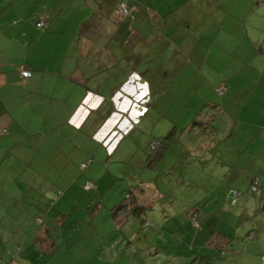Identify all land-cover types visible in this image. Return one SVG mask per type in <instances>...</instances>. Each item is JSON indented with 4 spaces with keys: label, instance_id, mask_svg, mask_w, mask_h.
<instances>
[{
    "label": "crops",
    "instance_id": "obj_1",
    "mask_svg": "<svg viewBox=\"0 0 264 264\" xmlns=\"http://www.w3.org/2000/svg\"><path fill=\"white\" fill-rule=\"evenodd\" d=\"M252 2H257L255 7L264 11V0ZM124 3L128 6L127 15L120 12ZM221 3L222 0H0V173L7 176L0 180L2 250L21 249L23 253L28 250L29 257L35 253L31 248L38 244L48 246V249L52 246V253H57L62 247L55 237H41L44 233L50 234L51 228L61 227V213L71 203L65 199L63 191H54L57 189L48 186L53 183L46 185L38 181L34 184L41 193L37 194L38 199L33 196L27 211L15 206L16 192L32 185L15 178L16 174H23L29 167L27 159H41L42 165L50 163L49 167L55 169V173L57 167V173H62L63 159L72 165L83 161H76L78 159L93 158L94 149L89 147H94L95 142H105L112 135L116 138L121 133L117 127L128 118L127 113L132 107L139 109V105L146 102L142 92L153 96L159 85L164 87V95L168 98L178 91L182 80L189 95L195 96L202 89L204 74L214 94L219 87L226 89L221 106L217 107L226 114L229 129H232L226 141L242 139L264 143V23L248 27L245 37L239 36L238 24L229 21L225 26L227 21L222 23L216 32L219 43L213 42L203 63L202 55L199 64L194 59L198 52L194 47L202 43V13L209 12L210 16L212 7ZM229 13H226V20ZM42 20L49 21L48 29L36 26ZM155 59L156 63L149 64ZM127 61L129 70L139 76V82H133L135 90H127V87H133L132 82L127 83L126 72H121ZM189 64L195 66L188 68ZM115 68L118 80L109 81L108 74ZM27 70L32 73L30 78L21 74ZM155 76L159 78L155 79ZM107 84L113 90L117 86L124 89L118 101V108L122 110L112 123L110 113L96 122L92 117L93 112L101 108L100 94L111 93ZM241 85H245L246 103L262 105L261 124H241L239 113L232 114L235 111L233 100L241 94ZM150 99L155 100L153 97ZM206 102L211 103L210 100ZM200 106L202 102L190 109L196 111L202 109ZM147 114L139 111L134 117L144 118ZM241 125H253L257 132L240 134ZM117 129L119 133L115 132ZM213 138L207 134L202 136L204 159L210 158L216 142L218 145L222 143L217 138L215 142ZM80 140L82 144L78 143ZM256 154L264 160V145ZM91 163L83 167V162L81 168L86 169ZM218 163L219 169L207 170L206 167L205 174L227 175L215 178L220 187L218 190L223 191L219 197L231 201L234 208L239 207L237 216H231L223 223L234 219L241 222L242 228L236 235L225 234L222 240L217 238L216 244L203 257L211 264L213 261V264H264V162L252 165L248 171L238 168L233 162H229L230 165L224 161ZM35 164L40 170L41 163ZM228 173L237 175L228 178ZM255 180L259 187L250 195L256 193V197L248 199L246 194H249ZM44 195L47 198L43 199ZM42 202L49 204L46 206ZM123 202L125 205L118 209L115 207L112 214L109 210L111 205L106 207L102 224L98 218L105 207L100 208L101 204H96L97 211L93 213L90 227L92 231L86 237L87 251L83 250L89 264H127L125 254L129 248L118 232H122L128 223L131 205L144 208L146 201L136 196L129 202ZM249 202L254 208L250 210L249 223H246L244 216ZM187 207L185 205L178 213L187 222L193 220L194 214L204 217L208 211ZM260 211L263 216L261 224L256 219ZM165 213L168 217L176 212L168 210ZM38 220L42 223L38 224ZM20 243L24 244V251ZM8 264H13V261Z\"/></svg>",
    "mask_w": 264,
    "mask_h": 264
},
{
    "label": "rangeland",
    "instance_id": "obj_2",
    "mask_svg": "<svg viewBox=\"0 0 264 264\" xmlns=\"http://www.w3.org/2000/svg\"><path fill=\"white\" fill-rule=\"evenodd\" d=\"M256 3L252 0H222L221 4L214 7L216 9L212 7L210 16L209 12L202 13V43L199 46L197 43L194 47L198 50L197 57L192 56L197 60V64L200 63L201 55L203 63L204 56L209 53V47L217 41L216 32L222 23L227 21L225 26L229 25V21L238 24L241 31L239 36L242 37H245L248 27L252 28L255 24L264 23V11L255 7ZM227 12H230L228 20H226ZM220 17L221 23H219ZM217 42L219 43V40ZM174 54L175 51L172 55ZM156 61L157 59L149 64ZM129 64L127 61L125 66L122 65L121 72H126L127 83L132 82L133 87L129 86L127 90H135L133 82H139L137 80L139 76L129 70ZM174 65L180 69L176 62ZM193 66L195 65L189 64L188 68ZM116 70L117 68L111 69L109 72V81L118 80ZM244 86H240L241 94L233 100L235 111L232 114H236V111L239 113L241 124H261L263 122L262 105L250 102L251 106L246 103L247 93H244ZM106 87H109L111 93L100 94L103 101L96 100V102H100L101 108L93 112L92 120L102 121L110 113L112 123L115 121L114 117H118V112L122 110L118 108V101L124 89H119L117 86L113 90L109 84ZM159 87L155 89L153 96L142 92L146 102L139 105V109L132 107L127 113L128 118L117 127L121 133L116 138L112 135L105 142H95L94 147H89L88 144L89 148L94 149L93 158L78 159L76 161H83L79 164L74 162L72 165L67 159H63L62 173H57L59 167L55 173V169L52 170L49 167L50 163L42 165L41 159H27L29 167L23 174H16L15 178L23 184L32 185L28 186L29 188L21 186L22 189L16 192L15 206L27 211L33 196L38 199L36 196L41 193L34 184L38 181L41 184L53 183L48 186L57 189L54 191H63L65 199L71 200V203L61 213L63 216L61 227L51 228L50 234L44 233L41 237L42 239L49 238V235L50 239L55 237L62 247L57 253H52V246L48 249V246L42 247L38 244L31 248L35 253L29 257H27L28 250L23 253L21 249L5 251L0 248V264L2 262L8 264L12 261L13 264H27L31 261L34 264H89L86 237L92 231L90 227L93 224V213L97 211L96 204H101L100 208L105 207L98 218V222L102 224L109 204L112 206L110 208L108 206L112 214L115 207L118 206V209L124 206L123 201L129 202L136 196L145 199V206L141 212H132L128 215L126 227L122 232H118V235L122 237L120 239H123L125 246L129 248L127 255L124 253L127 264H207L203 256L210 248H213L217 238L220 237L222 240L225 234L236 235V232H239L242 228V225H239L241 222L237 223L232 219V222L223 223L231 216L235 218L239 208H234L231 206V201L227 202L225 198L219 197L223 191L218 190L220 187L216 184L215 178L224 174L214 172L206 175L205 170L206 167L207 170L216 169L219 166L218 161H224L229 165L233 162L238 165V168L248 171L252 165H261L264 162L263 158L256 154L264 143L246 142L242 139H236L238 142L226 141L225 138L229 133L232 134V129H229L230 123L226 114L217 108L221 106L226 89L223 94L218 91L214 94L204 74H202V89H199L195 96L189 95V90L182 84V80L181 84H178V91L168 98V95H164V87L162 85ZM151 97L155 100L150 99ZM207 100L211 103H207ZM123 101L124 99L121 100V105ZM200 102H202L200 106L202 109L196 111L190 109L199 105ZM139 111L148 114L144 118L140 116L135 118ZM204 123L209 127L204 128ZM252 126H242L238 132L240 134L257 132V128ZM118 129L116 133L120 132ZM204 134L214 136L215 142V138L222 141L219 145L218 142L215 143L217 148H212L211 156L207 159L202 158ZM167 137H170L169 150L162 158H157V152L152 150L151 145ZM78 143L82 144V141ZM87 160H90L89 163L92 160L93 162L88 168L82 169L81 164L83 162L86 164ZM203 161L209 163L204 164ZM35 163H41L40 170ZM233 175L236 176L237 173H230L228 178H232ZM244 176L247 177L248 174L245 173ZM4 177L7 178L0 173L2 178L0 180L3 181ZM89 182L94 184V188L86 190ZM252 196L256 197V193L246 194L248 199H253ZM45 197L47 198L44 195L43 199ZM42 203L46 206L49 204V202ZM185 205H188L187 209L190 208V210L206 209L208 211L206 215L203 214L204 217L202 215L198 217L196 213L197 220L187 222L178 216ZM246 207L248 212L244 217L247 218L245 222L249 223L250 210L254 208V205H250L249 202ZM168 210L176 213L166 217L164 214ZM262 217V211H260L256 218L257 221H261L260 224L263 222ZM242 221L244 223V220ZM225 224L228 225L225 226ZM244 239L246 240V235ZM262 242H264L263 239ZM20 246L24 251V244L20 243Z\"/></svg>",
    "mask_w": 264,
    "mask_h": 264
},
{
    "label": "built area",
    "instance_id": "obj_3",
    "mask_svg": "<svg viewBox=\"0 0 264 264\" xmlns=\"http://www.w3.org/2000/svg\"><path fill=\"white\" fill-rule=\"evenodd\" d=\"M120 12H121L122 15H127L128 14V6H127V4L124 3V4H122L120 6ZM36 26L39 29H48V27H49V21L48 20L39 21L36 24ZM21 74H22V76L24 78H30L32 76V73L30 71H28V70L27 71H22ZM218 92L220 94H223L225 92V88L224 87L223 88H219L218 89ZM151 148H152V150H155V151L159 150L161 148V142L159 141V142H156V143H152ZM88 164H89V161L86 164H83V167H86ZM258 186H259V182L257 180H255L253 182L252 186L249 189V194H251L253 191H256L257 188H258ZM93 188H94V184L93 183H90V182L86 186V190H91ZM193 216H194L193 217V221L195 222V220H197L196 219L197 216H196V214H194ZM41 223H42V221L41 220H38V224H41ZM263 263H264V259H263Z\"/></svg>",
    "mask_w": 264,
    "mask_h": 264
},
{
    "label": "trees",
    "instance_id": "obj_4",
    "mask_svg": "<svg viewBox=\"0 0 264 264\" xmlns=\"http://www.w3.org/2000/svg\"><path fill=\"white\" fill-rule=\"evenodd\" d=\"M160 142H161V148L159 150H157V151L153 150V151L157 152V158H162L164 156V154L169 150L170 137L162 139V140H160ZM257 190H258V188H257ZM141 209L142 208H140V207L136 208V206L133 207V205H131V208H130L131 211L129 212V214H132V212H138L139 213V212H141ZM263 259H264V257H263ZM205 260H207V259H205ZM207 264H210V262L208 260H207Z\"/></svg>",
    "mask_w": 264,
    "mask_h": 264
}]
</instances>
